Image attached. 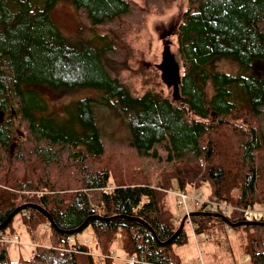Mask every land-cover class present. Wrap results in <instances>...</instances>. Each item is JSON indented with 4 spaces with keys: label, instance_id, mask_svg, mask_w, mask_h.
I'll use <instances>...</instances> for the list:
<instances>
[{
    "label": "trees",
    "instance_id": "obj_1",
    "mask_svg": "<svg viewBox=\"0 0 264 264\" xmlns=\"http://www.w3.org/2000/svg\"><path fill=\"white\" fill-rule=\"evenodd\" d=\"M58 1L0 0V224L23 204L43 206L55 223L37 208L20 210L28 231L51 227L48 243L11 260L1 238L16 214L0 230V264H95L86 243L71 242L89 225L102 254L120 248L134 257L105 256L104 264H183L188 218L163 243L183 220L169 206L170 189L204 187L227 204L264 206V76L208 68L218 55L264 59V0H188L168 39L150 22L177 0H72L79 25L69 36L52 18ZM165 47L179 69L173 83L155 62ZM33 83L101 89L97 101L129 125L136 157L106 151L93 97L48 117L38 113L48 102ZM149 158L159 166L154 182L142 167ZM227 218L246 220L237 211ZM190 221L195 234L227 225L219 215ZM243 226L249 262L264 264V223Z\"/></svg>",
    "mask_w": 264,
    "mask_h": 264
},
{
    "label": "rangeland",
    "instance_id": "obj_2",
    "mask_svg": "<svg viewBox=\"0 0 264 264\" xmlns=\"http://www.w3.org/2000/svg\"><path fill=\"white\" fill-rule=\"evenodd\" d=\"M187 2L188 0H177L166 15L153 17L150 25L154 27L155 32L158 33V30L163 26L170 25L173 21L178 20V16L182 13V8H185ZM52 18L63 35H72L79 25L76 7L72 0H59L52 10ZM143 41H147V34H145ZM160 47L162 45L157 43L153 51H159ZM155 62L156 64L160 63V59ZM208 68L212 71H223L242 76L248 74L264 76V59H255L249 64H241L234 55H218L209 60ZM31 85L34 89L40 91L46 102H48V107L45 110L38 109L39 114L48 117L57 113L68 114L66 109L68 106L84 97H93L91 106L106 151L109 154L116 153L120 155L125 162L136 157V150L131 144L129 125L122 124L121 120L114 116L108 106L97 101L96 98L102 94L101 89L96 86H83L75 89L67 87L53 88L45 83H33ZM156 146L158 147V155L164 158L166 156L165 143ZM142 167L152 178L151 181L154 182L159 173L158 163L156 162L155 165L153 160L149 158L142 162ZM201 190L207 193L206 188L202 187ZM167 200L175 216L183 219L186 211L182 205H176L177 196L170 191ZM188 204L191 206L192 211L201 208L191 198H188ZM214 220L218 222L216 218ZM185 228L189 232V240L180 249L183 264H251L249 262L250 256L246 253L244 247L246 242L245 226L239 225L234 228L227 224L223 227L217 223L210 232L195 234L189 220H187ZM50 230L51 227L45 223L35 231L30 232L23 222L22 214H17L12 224L7 228L6 234V237L12 236V234L19 237V242H5L10 259L16 261L32 258L37 246L48 243ZM73 240L86 243L89 246L95 264L105 263L101 251L95 246L94 230L90 225L74 236ZM115 254H118V257H126V253L120 248L116 249Z\"/></svg>",
    "mask_w": 264,
    "mask_h": 264
},
{
    "label": "built area",
    "instance_id": "obj_3",
    "mask_svg": "<svg viewBox=\"0 0 264 264\" xmlns=\"http://www.w3.org/2000/svg\"><path fill=\"white\" fill-rule=\"evenodd\" d=\"M174 194L178 196L179 203L182 207L185 208L187 214L190 213L191 206L188 204V198H191L195 204L200 205L201 210L209 211V212H217L221 213L225 216L230 215L232 212L237 211L242 213L246 219L255 220V221H264V206H258L254 204H246L240 205L236 204H227L225 202L210 198L205 195V193L199 191L196 188H193L192 192L180 190L172 191ZM102 212V210H101ZM18 237L14 236H3L1 241H17ZM116 259L119 260H134L133 257H118L114 256Z\"/></svg>",
    "mask_w": 264,
    "mask_h": 264
},
{
    "label": "water",
    "instance_id": "obj_4",
    "mask_svg": "<svg viewBox=\"0 0 264 264\" xmlns=\"http://www.w3.org/2000/svg\"><path fill=\"white\" fill-rule=\"evenodd\" d=\"M180 20V15L178 16V20L173 21L170 25L167 26H163L162 28H160L158 30V34L160 37L165 36V34H169L171 32H174L173 28L176 27V24L178 23V21ZM169 49L167 47H165L164 50V57L162 58L161 63H159V66L162 70L163 75H165V72L170 73V75L166 76V79L170 82L173 83L177 80L178 76H179V69L178 66L176 67L175 70H173V67L171 66V64L169 63V59L167 58L166 54H169L170 58H173V56L171 55V53H169ZM171 60V59H170ZM165 77V76H164ZM27 207H34L37 208L38 210L42 211L50 220V222L55 225L53 217L51 216V214L41 205L38 204H23L18 206L17 208H15L10 214L9 216L0 224V230L3 229L4 227H6L10 221L14 218V216L20 211L23 210ZM194 214H204V215H215V216H221L223 217V219L226 221L227 224L231 225L232 227H237L239 225H248V224H254L257 221H253V220H244V221H240V222H231L227 217L221 215V214H216V213H212V212H205V211H195L192 212L190 214V216L194 215ZM95 217H101L100 215H97ZM187 217V216H186ZM186 217L183 218L182 220V224L180 226V228L177 230V232L167 241L163 242V243H168L170 242L179 232L180 230L183 228L184 225V221L186 219ZM132 218V217H131ZM135 219H138L136 217H133ZM264 223V221H262ZM88 223V220L85 221V223H83L78 229L77 231L82 230L86 224ZM147 224V223H146Z\"/></svg>",
    "mask_w": 264,
    "mask_h": 264
},
{
    "label": "flooded vegetation",
    "instance_id": "obj_5",
    "mask_svg": "<svg viewBox=\"0 0 264 264\" xmlns=\"http://www.w3.org/2000/svg\"><path fill=\"white\" fill-rule=\"evenodd\" d=\"M165 39H168V38H167V34H165ZM168 75H170V73L165 72V75H164L165 78H166V76H168Z\"/></svg>",
    "mask_w": 264,
    "mask_h": 264
},
{
    "label": "crops",
    "instance_id": "obj_6",
    "mask_svg": "<svg viewBox=\"0 0 264 264\" xmlns=\"http://www.w3.org/2000/svg\"><path fill=\"white\" fill-rule=\"evenodd\" d=\"M71 241H73V239Z\"/></svg>",
    "mask_w": 264,
    "mask_h": 264
}]
</instances>
